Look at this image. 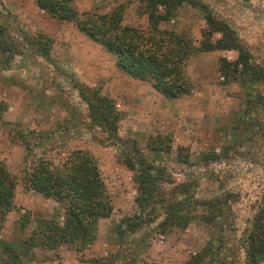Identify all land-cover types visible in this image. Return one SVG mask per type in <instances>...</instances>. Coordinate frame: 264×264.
Listing matches in <instances>:
<instances>
[{"label": "rangeland", "instance_id": "rangeland-1", "mask_svg": "<svg viewBox=\"0 0 264 264\" xmlns=\"http://www.w3.org/2000/svg\"><path fill=\"white\" fill-rule=\"evenodd\" d=\"M199 1L235 30L253 61L264 67V0ZM35 6L33 0H0V26L16 46L10 48L13 54L0 53V161L15 183L13 209L0 216V241L18 247L30 236L34 219L62 218V207L32 190L28 178L39 169L60 170L72 153L82 151L96 163L111 202L110 216L97 221L95 240L80 251L66 245L36 247L23 264H185L207 245L212 255L206 264H244V239L264 193V105L248 102L264 97V82L225 83L218 61H232L236 54L197 53L182 66L190 93L169 99L150 83L119 71L116 56L74 23L51 18ZM74 6L80 15L122 7L123 26L149 31L142 0H78ZM204 28L202 12L189 5L158 27L190 40L195 48ZM39 36L49 43L48 58L39 52ZM74 82L114 101L121 113L118 141L89 122ZM157 136L169 150L149 151L148 142ZM133 144L164 170L162 200H221L214 223L197 218L185 229L163 232L159 204L151 213L154 222L131 233L124 220L140 212L133 172L123 160ZM212 154L220 157L206 161ZM195 206H189L191 214L204 213L202 205ZM24 216L31 223L23 229L19 223Z\"/></svg>", "mask_w": 264, "mask_h": 264}, {"label": "trees", "instance_id": "trees-1", "mask_svg": "<svg viewBox=\"0 0 264 264\" xmlns=\"http://www.w3.org/2000/svg\"><path fill=\"white\" fill-rule=\"evenodd\" d=\"M33 1L40 11L51 18L74 23L77 30L91 42L116 56L115 65L119 71L136 80L150 83L156 92L166 98L177 99L190 93L191 86L183 75L182 66L197 53L222 51L236 54L232 61L224 57L218 61V72L225 83L246 86L264 82V67L253 61L235 30L227 22L218 19L209 6L199 0H142L149 25L147 33L122 25V7L109 14L88 12L80 15L74 6L78 0ZM184 5L198 8L204 16L205 28L200 34L197 48L181 35L158 29L160 24L174 20ZM38 40L40 54L48 58L49 43L43 36H39ZM11 47L16 46L7 34V29L0 26V53L13 54L10 52ZM73 88L87 106L89 122L105 132L109 140L118 141L121 113L116 109L114 101L82 83L74 82ZM256 103L263 106L264 97L258 95L255 102H248L251 105ZM147 147L149 151L158 154L170 149L168 142L160 136L151 139ZM131 150L123 163L133 172L137 192L134 201L140 212L139 216L124 220L131 233L154 222L151 213L155 212L159 204L163 207L164 219L158 226L163 232L175 227L185 229L197 218L210 226L220 216L221 200L200 203L187 197L181 200H162L159 190L164 170L157 167L134 144ZM219 157L218 154H212L205 156V160L215 161ZM28 181L32 190L46 199L55 200L64 214L62 218L54 215L49 219H34V229L18 247L0 241V264H23V258L36 247L55 250L66 245L75 246L76 251H80L95 240L97 221L109 217L112 212L96 163L82 151L72 153L60 170H36ZM14 190V180L0 161V216L4 217L13 209ZM191 204H195V207L202 205L200 207L204 208V213L191 214L188 210ZM30 223L31 219L24 216L19 224L24 229ZM243 248L244 264H259L264 255V193L247 230ZM211 255V246L207 245L185 264H206Z\"/></svg>", "mask_w": 264, "mask_h": 264}, {"label": "crops", "instance_id": "crops-1", "mask_svg": "<svg viewBox=\"0 0 264 264\" xmlns=\"http://www.w3.org/2000/svg\"><path fill=\"white\" fill-rule=\"evenodd\" d=\"M35 8L37 9V10H39L36 6H35ZM40 11V10H39Z\"/></svg>", "mask_w": 264, "mask_h": 264}]
</instances>
